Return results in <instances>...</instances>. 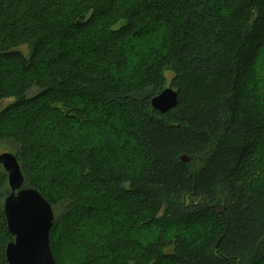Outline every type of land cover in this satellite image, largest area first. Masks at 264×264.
I'll return each instance as SVG.
<instances>
[{"label": "trees", "instance_id": "trees-1", "mask_svg": "<svg viewBox=\"0 0 264 264\" xmlns=\"http://www.w3.org/2000/svg\"><path fill=\"white\" fill-rule=\"evenodd\" d=\"M263 56L264 0H0V142L55 208L57 264L70 236L82 264H264ZM9 191L0 164V264Z\"/></svg>", "mask_w": 264, "mask_h": 264}, {"label": "water", "instance_id": "water-1", "mask_svg": "<svg viewBox=\"0 0 264 264\" xmlns=\"http://www.w3.org/2000/svg\"><path fill=\"white\" fill-rule=\"evenodd\" d=\"M178 102V90L169 85L152 97L151 107L167 113ZM182 159L191 160L185 155ZM0 164L7 173L10 189L3 202V212L8 230L14 236L6 246L8 263L57 264L50 245V231L57 220L53 205L38 189L26 184L16 153H0Z\"/></svg>", "mask_w": 264, "mask_h": 264}, {"label": "rangeland", "instance_id": "rangeland-1", "mask_svg": "<svg viewBox=\"0 0 264 264\" xmlns=\"http://www.w3.org/2000/svg\"><path fill=\"white\" fill-rule=\"evenodd\" d=\"M18 49H20L26 55L29 53V47L26 45L20 46ZM256 71H257V74H256V80L254 81V84H253V89H254L256 98L260 101V103L262 105H264V56L262 57V59L258 63V69ZM171 75L172 74L170 73L169 76H171ZM36 91L37 90L33 89V90L28 92V95H33ZM14 100H15L14 97L4 99L1 102L0 108L3 109L5 107H7ZM65 133L70 134L67 131ZM17 149H18L17 144L12 140H2L0 142V153L6 152V151L15 153ZM201 164H202V162L200 160H196L193 163L194 169H199ZM215 198H216L215 201H217V200L219 201V199H220L219 195H216ZM60 208H62V206H60L59 209ZM54 210H55V208H54ZM92 220L93 221H99V222L107 221V215L104 213L94 214V215L92 214ZM138 221L141 222V219H139ZM129 225L130 224H128V222L120 220L119 217L113 223V226L116 228H118L119 226L124 228V227L129 226ZM134 231L136 234H138L140 236V238L141 237H150V236H153L156 234L155 226L153 227L152 225L147 224V223L143 226L137 224L134 227ZM82 242L83 241L80 240L76 236H70L68 238V246H67L66 251H65V255H66L68 264H82L83 263L82 262V253H81ZM173 251H174V248L170 247V248H166L164 250V253H173ZM163 264H173V263H171L170 261H168L166 259L163 262Z\"/></svg>", "mask_w": 264, "mask_h": 264}]
</instances>
